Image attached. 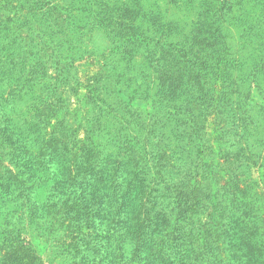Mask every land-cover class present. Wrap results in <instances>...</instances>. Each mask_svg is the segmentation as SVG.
I'll list each match as a JSON object with an SVG mask.
<instances>
[{"label":"trees","instance_id":"obj_1","mask_svg":"<svg viewBox=\"0 0 264 264\" xmlns=\"http://www.w3.org/2000/svg\"><path fill=\"white\" fill-rule=\"evenodd\" d=\"M263 146L264 0H0V264H264Z\"/></svg>","mask_w":264,"mask_h":264},{"label":"rangeland","instance_id":"obj_2","mask_svg":"<svg viewBox=\"0 0 264 264\" xmlns=\"http://www.w3.org/2000/svg\"><path fill=\"white\" fill-rule=\"evenodd\" d=\"M89 43H90L89 45L91 49L97 52H101L103 49L106 48V45L108 44L103 34L100 32H97V30H95L91 34V39ZM97 56L99 58V54H97ZM90 60L91 59H89V61ZM79 64H82V63H79ZM78 68L79 70H81L83 67L79 65ZM94 72H95V68L93 67V65L87 64L84 71L83 72L80 71L78 73V77L80 80L85 81L89 78V75L93 74ZM206 131H208V133H212V127L207 125ZM260 150L261 151H260L259 156H262L264 154V146L261 147ZM253 160L257 161L258 163L257 165H254L250 168V176L252 177L253 180L258 181L262 173L261 169L258 166L261 161L259 160V157H255ZM41 231H43V229H41ZM25 236H29V233ZM57 237H58V232H55L54 235H51V240H54ZM25 238L29 239V237H25ZM30 241L32 242V246L36 247L35 249L38 251L39 255L41 256L44 264H57L56 257L54 256L55 251L57 250L56 243L54 242L48 243L47 241H44V237H41V238L35 237L34 239H31ZM202 256L204 260L205 256L204 255Z\"/></svg>","mask_w":264,"mask_h":264}]
</instances>
